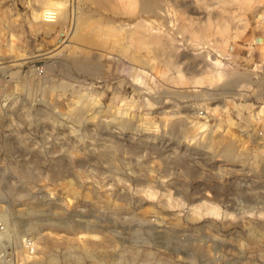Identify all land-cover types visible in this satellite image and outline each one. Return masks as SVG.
<instances>
[{
  "label": "rangeland",
  "instance_id": "rangeland-1",
  "mask_svg": "<svg viewBox=\"0 0 264 264\" xmlns=\"http://www.w3.org/2000/svg\"><path fill=\"white\" fill-rule=\"evenodd\" d=\"M0 62L34 264H264V0H0Z\"/></svg>",
  "mask_w": 264,
  "mask_h": 264
},
{
  "label": "built area",
  "instance_id": "built-area-1",
  "mask_svg": "<svg viewBox=\"0 0 264 264\" xmlns=\"http://www.w3.org/2000/svg\"><path fill=\"white\" fill-rule=\"evenodd\" d=\"M50 16L49 13L45 15L46 18H50ZM35 71L39 76L44 74V68L41 66H36ZM255 119L261 126L258 135L263 137L264 113L257 112ZM249 130L245 129L244 132ZM2 215L3 210L0 209V264H34L36 254L34 239L32 237L22 239L17 237V231L3 219Z\"/></svg>",
  "mask_w": 264,
  "mask_h": 264
},
{
  "label": "bare ground",
  "instance_id": "bare-ground-1",
  "mask_svg": "<svg viewBox=\"0 0 264 264\" xmlns=\"http://www.w3.org/2000/svg\"><path fill=\"white\" fill-rule=\"evenodd\" d=\"M50 5H52V6H54V9L55 10H60L61 9V7H62V3L61 2H53V3H51ZM47 10H49V9H47ZM58 13H59V17H58V19L59 20H65L66 19V14H65V11H62V9H61V11H58ZM81 24V23H80ZM80 27L81 26H79V23H77V26H75V28L72 30L73 32H72V36H71V39H70V41L72 40V39H74V37H76L77 35H78V33H79V30H80ZM83 61V60H82ZM4 62H0V64H3ZM87 63V62H86ZM85 62H83V63H80V66L81 67H83L84 69H86V70H90V66L88 65V64H86ZM8 66H0V70H4V69H6ZM258 112H262V110L261 111H258ZM204 126V124H201L200 125V128L201 127H203ZM0 196H1V194H0ZM0 201H1V199H0ZM145 223V222H144ZM153 223V222H152ZM147 224V223H146ZM149 225H150V222L148 223ZM159 224V223H158ZM158 224H155V225H153V224H151V225H153V226H151L154 230H156L157 232H161V230L163 231L164 230V232L166 231V230H169V232H170V230H171V227H169V226H159ZM148 225V226H149ZM138 226H143V225H141V224H139ZM147 226V225H146ZM147 226V227H148ZM149 226V227H150ZM144 227V226H143ZM136 228V227H135ZM173 228V227H172ZM133 232V231H132ZM155 232V231H154ZM163 232V233H164ZM172 232V231H171ZM20 233H21V231H20ZM86 252V251H85ZM88 254V253H87ZM90 257V256H89ZM77 259V258H76ZM119 262V261H118ZM54 264V263H53Z\"/></svg>",
  "mask_w": 264,
  "mask_h": 264
}]
</instances>
